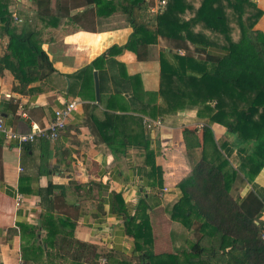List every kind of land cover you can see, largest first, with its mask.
I'll list each match as a JSON object with an SVG mask.
<instances>
[{"label": "crops", "instance_id": "1", "mask_svg": "<svg viewBox=\"0 0 264 264\" xmlns=\"http://www.w3.org/2000/svg\"><path fill=\"white\" fill-rule=\"evenodd\" d=\"M257 3L263 9L257 27L264 31V0ZM8 9L11 25L33 33L53 71L29 82L22 93L13 87L17 83L13 73L0 64V119L16 131L28 132L33 126L46 127L54 109L66 102L75 101L76 108L59 138L46 149L39 140L19 146L0 133V264H84L52 245L54 234L63 232L62 222L43 224L47 218H41V213L66 218L62 226L73 238L105 250L94 255L91 264L126 260L134 264V239L125 233L121 216L113 212L114 193L120 194L130 211L141 197L148 198L154 205L149 213L153 243L164 247L172 242L182 249L188 240L183 236L186 229L177 233L174 228L181 224L167 213L179 195L177 183L190 169L181 128L198 125L206 117L199 118L195 108L180 109L157 116L160 125L147 129L143 123L147 116L133 110L140 104L129 95L133 83L127 77L138 76V89L147 94L146 99L158 90L160 36L147 59L139 60L126 47L133 28L119 8L103 11L91 0H8ZM7 41L0 28V57ZM93 70L99 78L98 101ZM134 116L141 120L135 121ZM210 126L218 143H228L227 152L236 163L234 136L218 122ZM139 129L151 141L148 149L157 166L155 173L145 164V150L133 145ZM43 152L47 161L41 158ZM197 155L196 149L191 150L193 159ZM49 184L52 190L47 189ZM163 187L167 191L160 196ZM251 190L264 197V165L252 180H243L236 194L242 197ZM17 195H21L19 205ZM49 228L53 233H47ZM178 239L181 247L175 244Z\"/></svg>", "mask_w": 264, "mask_h": 264}, {"label": "trees", "instance_id": "2", "mask_svg": "<svg viewBox=\"0 0 264 264\" xmlns=\"http://www.w3.org/2000/svg\"><path fill=\"white\" fill-rule=\"evenodd\" d=\"M111 1L91 0L103 11L119 8L126 15L133 28L126 47L137 59H147L158 36L175 42L174 50L168 44L159 52V87L147 99L138 89V76L127 77L133 83L129 95L140 104L133 110L155 119L195 108L199 118L206 117L200 125L181 128L190 169L177 183L179 195L167 208L169 218L192 230L195 237L178 250L172 242L155 245L149 215L154 205L141 197L130 211L120 194L114 193L113 212L121 216L125 233L134 239L131 259L134 264H264V222L259 219L264 197L252 190L242 197L236 194L243 180H252L264 165V31L257 27L263 9L257 0H165L163 10L147 20L137 12L149 8L148 0ZM0 22L8 36L0 64L17 80L14 89L24 93L29 82L53 71L52 64L32 32L11 25L8 0H0ZM210 122L222 124L234 136L232 145L239 153L236 163L227 152L228 143L215 139ZM133 139L135 147L145 150V164L155 173L150 139L141 129ZM37 140L45 149L51 142ZM194 149L196 159L191 156ZM41 158L47 161L46 152ZM40 217L47 218L43 224L62 222L63 232L54 234L51 243L73 261L91 264L94 255L105 252L73 238L62 226L66 218L50 213ZM122 264L133 263L126 260Z\"/></svg>", "mask_w": 264, "mask_h": 264}, {"label": "built area", "instance_id": "3", "mask_svg": "<svg viewBox=\"0 0 264 264\" xmlns=\"http://www.w3.org/2000/svg\"><path fill=\"white\" fill-rule=\"evenodd\" d=\"M151 10L156 12L157 8L155 10L151 7ZM75 108H76L75 101L66 102L62 107H58L54 109L52 119L50 120V122L46 127L33 126L32 129L28 132L16 131L11 127L7 126L4 123V121L0 119V133L3 135L5 139L9 141H14L19 146L24 143L35 142L39 138H44V139H48L49 141H54L59 137L60 133L64 129L67 117L70 115L71 111L74 110ZM143 123L147 129H151L156 125H160L161 120L159 118L151 119L145 117L143 119ZM165 191H167V187H163L162 190L159 192V195L162 196L165 193ZM20 200H21V195H17L16 205L20 204ZM259 219L264 222V207L261 211ZM261 237L264 240V224L262 227Z\"/></svg>", "mask_w": 264, "mask_h": 264}, {"label": "rangeland", "instance_id": "4", "mask_svg": "<svg viewBox=\"0 0 264 264\" xmlns=\"http://www.w3.org/2000/svg\"><path fill=\"white\" fill-rule=\"evenodd\" d=\"M160 1H161V2H160ZM148 4H150L149 8L137 12V13L140 14V18H141V19H147V20H148V18H150V19H154L156 13L159 12V11H162V10H163V6H164V4H165V0H159V1H158V0H148ZM151 7H152L153 9H155V10H156V8H157L156 12H155V11H152V10H151ZM141 19H140V20H141ZM160 38H161V40L159 41V42H160V43H159V46H160L161 49H163L164 47H166L168 44H171L170 46L172 47V50L175 49V47H174L175 42H173V41H169V40H167L165 37H162V36H160ZM187 45H188V46H187V49H188L187 51H188V52H191V50L193 49V48H192V45L189 44V43H188ZM181 51L184 52L183 48H182ZM198 125H200V123H199ZM229 139H230V138H229ZM231 143H233V142H231ZM179 224H180V223H179ZM177 225H178V224H177ZM182 228H183V226L181 225V226H178L176 229L174 228V230L177 231V233H179L178 231H179L180 229L182 230ZM182 234H183V233H182ZM183 236H184L185 238L187 237L188 240H191V239H193V238L195 237V234L193 233L192 230H187V229H186L185 232H184V234H183ZM184 237H183V239H181V240H182L181 242H183ZM175 244H178V246L181 247V246L179 245V244H181L180 241H179V239L177 240V242H176Z\"/></svg>", "mask_w": 264, "mask_h": 264}, {"label": "water", "instance_id": "5", "mask_svg": "<svg viewBox=\"0 0 264 264\" xmlns=\"http://www.w3.org/2000/svg\"><path fill=\"white\" fill-rule=\"evenodd\" d=\"M93 83H94L95 98L98 101L100 91H99V78L96 70H93Z\"/></svg>", "mask_w": 264, "mask_h": 264}]
</instances>
